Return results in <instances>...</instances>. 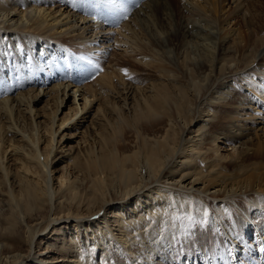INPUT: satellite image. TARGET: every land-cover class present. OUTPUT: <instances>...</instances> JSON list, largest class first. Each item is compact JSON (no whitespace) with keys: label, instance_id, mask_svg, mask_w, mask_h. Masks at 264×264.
<instances>
[{"label":"bare ground","instance_id":"1","mask_svg":"<svg viewBox=\"0 0 264 264\" xmlns=\"http://www.w3.org/2000/svg\"><path fill=\"white\" fill-rule=\"evenodd\" d=\"M257 1L263 8L262 0H100L93 19L90 0H0V144L21 161L11 169L0 149V264H209V247L225 264L259 263L264 171L245 164L264 158ZM14 52L22 69L12 68ZM94 67L104 73L87 81ZM117 67L133 81L115 82ZM99 95L107 96L100 127L82 129L91 144L66 147ZM124 126L134 127L135 147L118 143ZM227 141L240 143L236 159L223 152ZM216 162L234 164L233 182ZM213 229L225 252L207 245Z\"/></svg>","mask_w":264,"mask_h":264},{"label":"rangeland","instance_id":"2","mask_svg":"<svg viewBox=\"0 0 264 264\" xmlns=\"http://www.w3.org/2000/svg\"><path fill=\"white\" fill-rule=\"evenodd\" d=\"M85 1H87V0H85ZM91 2H96V1H98V0H90ZM262 1H264V0H262ZM63 2H64V0H63ZM82 2H83V0H82ZM227 2L229 3L228 5H227V7H232V6H234L236 3H233V0H227ZM175 5H176V2H175ZM47 6L49 7V5H40L39 7H41V8H45L44 9V11L43 12H47L48 14L50 13V9L49 8H47ZM243 7V6H242ZM262 7L260 6V4H259V2L257 1L256 2V7H255V9L258 11V13L261 11V14H262V17L263 18H261V17H259V19L257 18V20L255 19V21H256V25L257 26H259L261 29H263L264 30V7L261 9ZM261 9V10H260ZM47 10V11H46ZM244 10H245V8H244ZM243 10V11H244ZM47 14V15H48ZM52 15V14H51ZM241 15H242V13H241ZM249 16H250V14H249ZM51 19V17L49 16V18H48V20H50ZM238 20V19H237ZM57 25V24H56ZM56 25H54L55 27H56ZM238 25H240V26H242L243 25V23H242V21L240 20L239 21V23H238ZM237 25V27H240V26H238ZM263 25V26H262ZM243 30H244V28H243ZM70 34H74L73 32L72 33H70ZM263 34H264V32H263ZM112 51V50H111ZM110 51V52H111ZM15 53V55L18 57V60H17V63H16V65L14 64L13 66H12V68H13V70H15V69H18V68H20V69H22L23 68V65H24V57L23 56H21L20 54H17L16 52H14ZM110 54V53H109ZM33 55V54H32ZM90 56V55H89ZM2 57H4V55L2 54L1 55V58ZM21 57V58H20ZM4 59V58H3ZM20 63V64H19ZM15 66V67H14ZM22 66V67H21ZM94 69V71H92V72H88V76H89V78H88V80L87 81H90V82H92V81H94L95 79H97L102 73H104L103 71H104V69H102V68H96V67H94L93 68ZM117 70H118V73H114V75H113V78H114V81L115 82H120V81H128V82H130V81H133V79H132V75L133 74H131V75H128V74H125V70H127L126 68L124 69L123 67H117ZM0 73H2V72H0ZM23 72H21V73H19V74H22ZM127 73H129V71L127 70ZM151 73V72H150ZM149 73V71H140V72H136L135 74L136 75H141L142 74V76H147V74H150ZM3 74H4V72H3ZM7 74H8V78H6V79H9V77H10V75H9V73H8V71H7ZM120 74V75H119ZM138 77V76H137ZM121 78H123V80H121ZM82 80V79H81ZM87 81H85V82H87ZM139 82V81H138ZM148 82V81H147ZM146 80L144 81V82H139V83H136V82H133V84H132V86L133 87H135V86H143V85H145L146 83ZM54 83H52V84H45V86L44 87H51L52 85H53ZM85 83H84V81H83V84L82 85H84ZM81 85V86H82ZM136 88V87H135ZM140 91H142V90H139V92ZM113 94H115V92H113L112 93V95ZM142 95L141 94V92L140 93H138V96L139 97H141L140 95ZM12 95H14V94H12ZM99 98V99H98ZM95 101H94V103H93V105H92V107L90 108V112L87 114V118H85V120H83L82 121V124H81V126L80 127H82V128H80L79 130H81L82 131V129H85L87 126H90V125H94L95 123H94V121H97L101 116H100V114H102L101 112H100V106L99 105H101V107H105L106 106V101H104L106 98H107V96H101V95H99V97H98ZM112 98V97H111ZM131 101V100H130ZM71 104V102L69 101V105ZM99 108V109H98ZM96 110H98V111H96ZM68 111V108H65L64 109V112H67ZM100 114H99V113ZM97 113L99 114V116H97ZM63 114L64 113H62L61 114V117L63 116ZM112 115V114H111ZM97 117H99V118H97ZM97 118V119H96ZM102 119V118H101ZM93 121V122H92ZM93 123V124H92ZM97 123H99V121H97ZM95 124L94 126H95V128H94V126H91V128H89L90 129V131L88 130V133L90 134H94L95 132V130L98 128V127H100V125H98V124ZM86 126V127H85ZM125 127H126V129H125ZM94 128V129H93ZM134 127H132V126H124L123 127V130H122V132H121V136L123 135V137H121L119 140H118V143H132V147L134 146V144L135 143H138L139 141L138 140H140V139H137L136 138V133H135V131H134V129H133ZM79 130H77V131H79ZM132 130V131H131ZM67 131V132H66ZM66 131H65V133H69V134H71L70 133V130L69 129H66ZM262 132V131H261ZM43 133L44 134H46V135H44V137H42V139L43 140H41V145H40V147L42 148V151H44V149L45 148H47V144H48V139H50V136L48 135V132H45L44 130H43ZM74 133H76V135L75 136H73V137H71V139H68V140H64V145H66V147L67 146H69V145H73V147H72V149H75V150H77V149H79L81 146H82V148L84 147V146H86L87 144H91V143H88V142H92L91 141V139H90V137L89 136H86V135H88L87 134V132H83L82 131V133H80V131L79 132H75L74 131ZM86 133V134H85ZM48 135V136H47ZM83 136H85V139H88L87 140V142H85L86 140L85 139H81ZM80 139V140H79ZM120 140H122V141H120ZM78 142H80V143H78ZM87 143V144H86ZM220 145H223L224 146V151L223 152H225V153H228L229 155H231V159H236L237 158V154H238V150L240 149V143H238V142H232V143H230L229 141H227L225 144H220ZM4 146V147H3ZM0 147H2V148H0L3 152H4V158H5V160H4V162H5V164H7L11 169H13V170H20V163H21V161L18 159L19 158V156H18V153L16 152V150H14V148L13 147H6V145H2V144H0ZM135 147V146H134ZM69 148H71V147H69ZM13 149V150H12ZM233 161H235V160H233ZM227 163V161H223V164H226ZM233 163H235V162H233ZM66 164V163H65ZM216 164H217V162H216ZM246 167H248L247 168V170H249L250 168H251V170H250V172L251 171H253L252 169L254 168V169H256V168H258L257 170H260V171H264V158H260V159H253V157L252 158H248L247 160H246ZM64 165V163L63 162H60L59 164H57V165H55V167L57 168V171H54L53 172V177L55 178V181H57L58 182V179L60 178V176H61V173H62V166ZM221 167V170H222V172H223V177L226 179V181H231V182H233V180H234V176L235 175H237V173L235 172V173H232V172H234V164H227V165H225V166H223V165H220L219 167H218V164H217V168H220ZM68 173H69V177H72L73 175L75 176V173L73 174V173H71V172H74V170H73V168H72V166L71 165H69L68 166ZM71 172H70V171ZM255 172V171H254ZM76 175H77V173H76ZM238 175H242V173H240V174H238ZM263 176H264V172H263V174H262ZM79 177H80V175H79ZM263 179V178H262ZM0 190L2 191V185H0ZM246 195V194H245ZM245 195H243V196H240L241 198H243V199H246V196ZM232 201H235L233 198H232ZM211 203H213V202H211ZM193 223L195 224V225H197V223H198V221L197 220H194L193 221ZM221 225H219V227H220ZM196 227V226H195ZM203 229L205 230V231H207L205 228H197L196 230L195 229H192L193 231L195 230V231H197L196 232V234H199V233H203ZM217 230V229H216ZM222 232H224L225 233V230H221ZM217 233V232H216ZM185 234H187V235H190V233L188 232H185ZM223 234V233H222ZM225 237H224V235L222 236L221 234H219L218 236L216 235L215 236V234H214V229H213V236H212V238L211 239H209V238H207V240L206 241H208V244L207 245H214V247H218V249L220 250L221 249V247L223 248L222 250H224V249H226L227 247H226V242H225V239H224ZM199 242H201L200 240H199ZM183 249V246L182 245H179V247L177 248V250H175V254H176V258H173L174 259V261L176 262L177 261V253H178V256H183L184 254H185V251H182V249ZM208 250H207V252H206V254H205V257L204 258H206L207 259V261H208V263L209 264H216L217 262H216V259L217 260H219V264H225V263H223V260L220 258V255H219V251L217 250H215L216 251V253H215V251H213L212 249L213 248H211V247H209V248H207ZM226 250H224L223 252H225ZM181 252V253H180ZM215 254H214V253ZM251 253H254V250L251 252ZM208 254V255H207ZM207 255V256H206ZM214 256V257H213ZM212 257H213V259H212ZM226 260H229V261H226V264H232L233 263V260H232V257L230 258V259H226ZM185 261H186V258H185ZM222 261V262H221ZM184 263V261L182 262V264ZM198 264H207V263H205L204 262V260L202 261V260H200V262L198 263Z\"/></svg>","mask_w":264,"mask_h":264},{"label":"snow or ice","instance_id":"3","mask_svg":"<svg viewBox=\"0 0 264 264\" xmlns=\"http://www.w3.org/2000/svg\"><path fill=\"white\" fill-rule=\"evenodd\" d=\"M125 74H127V70H125Z\"/></svg>","mask_w":264,"mask_h":264}]
</instances>
